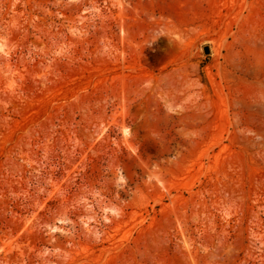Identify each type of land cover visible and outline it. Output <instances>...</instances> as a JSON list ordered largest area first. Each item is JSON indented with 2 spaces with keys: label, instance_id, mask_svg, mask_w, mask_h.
Returning a JSON list of instances; mask_svg holds the SVG:
<instances>
[{
  "label": "rangeland",
  "instance_id": "1",
  "mask_svg": "<svg viewBox=\"0 0 264 264\" xmlns=\"http://www.w3.org/2000/svg\"><path fill=\"white\" fill-rule=\"evenodd\" d=\"M0 264H264V0H0Z\"/></svg>",
  "mask_w": 264,
  "mask_h": 264
},
{
  "label": "water",
  "instance_id": "2",
  "mask_svg": "<svg viewBox=\"0 0 264 264\" xmlns=\"http://www.w3.org/2000/svg\"><path fill=\"white\" fill-rule=\"evenodd\" d=\"M204 50H205L206 53H209L210 52V47H205Z\"/></svg>",
  "mask_w": 264,
  "mask_h": 264
}]
</instances>
